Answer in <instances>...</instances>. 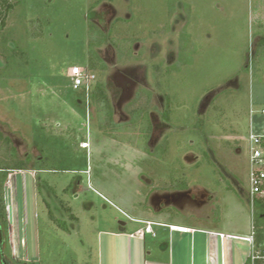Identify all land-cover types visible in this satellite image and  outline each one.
Wrapping results in <instances>:
<instances>
[{"label": "rangeland", "instance_id": "rangeland-1", "mask_svg": "<svg viewBox=\"0 0 264 264\" xmlns=\"http://www.w3.org/2000/svg\"><path fill=\"white\" fill-rule=\"evenodd\" d=\"M90 23L118 46L100 47L108 69L94 72L92 86H105L116 121L129 120L120 110L140 88L153 92L160 110L169 97L172 126L155 135L157 144L166 139L161 160L140 149L137 126L123 124L124 142L111 140L98 129L94 104L79 103L69 75L73 66L87 68L100 34ZM263 110L264 0H21L0 33V131L21 157L44 158L55 170L0 173V198L10 209L3 264H145L165 230L157 226L158 238L144 240L138 231L150 223L139 219L168 218L143 215L148 195L187 185L216 192L219 206L173 207L169 223L191 225L200 215L217 232L249 237L248 136L264 134ZM44 180L79 218L67 220L69 232L52 224L37 195ZM204 241L201 233L184 235L182 246L175 241L171 264H205ZM210 243V264H221V239ZM224 244L229 264L250 254L247 242Z\"/></svg>", "mask_w": 264, "mask_h": 264}, {"label": "trees", "instance_id": "trees-1", "mask_svg": "<svg viewBox=\"0 0 264 264\" xmlns=\"http://www.w3.org/2000/svg\"><path fill=\"white\" fill-rule=\"evenodd\" d=\"M21 0H0V33L5 29L7 25V19L9 15L16 9L19 2ZM113 1V0H111ZM90 28L97 27L90 23ZM100 34L98 40H96L93 45L94 48L90 50L87 68H85L88 72L97 75L94 72H98L99 74L106 72L108 69L107 64L103 60L100 55V47L104 46L105 44L111 45L113 48L117 50L118 46L115 41L111 40V33H104L99 28L97 29ZM93 42V41H92ZM96 48V49H95ZM118 52V51H117ZM134 52V51H133ZM118 55V53H117ZM134 55V54H133ZM168 71V67L165 69ZM163 72V65L162 63L153 66V75L158 77V75ZM157 87H160V83H156ZM79 94V103L86 105L88 101L91 105L94 104L96 108V116L98 122V129L105 134L106 137L115 140V141H122L118 138V133L121 129L120 127L123 124H133L134 127L139 129V133L143 135L144 138V147L140 148L146 153L151 154V156L162 159L159 155L160 147H164L166 144L165 140L163 143L159 144L158 146L154 147L153 152L150 151L148 140L152 133V126L149 120V113L151 110H157V107L154 106L153 103V92L146 88H140L136 92V96L132 102H130L127 106H125V112L129 115L130 121L129 122H118L116 121V113L115 107L110 99L109 93L104 85L100 83H96L93 89L89 92L86 91H77ZM169 97H166V110L162 112L161 116L166 121H170V108L168 107ZM89 104V105H90ZM120 124V125H118ZM135 128V129H136ZM124 142V141H122ZM139 149V148H138ZM158 156V157H157ZM53 164H50V161H46L44 158L35 159L32 155L27 154L24 157H21L18 153L17 148L13 145V141L10 137L6 136L2 131H0V173L4 175L5 178H8L11 174L20 171H35V173L40 172H52ZM42 187H44L49 194L56 200L59 204L63 212L66 214L67 219H60L58 218L52 208V205L48 198L44 195L42 191ZM188 185L186 188L181 190H187ZM71 186L66 187L63 192H69ZM37 195L39 196L41 202L45 205L48 211V216L52 224L57 226L63 231L69 232L70 228L68 226L69 221L78 222L79 218L74 214V211L71 207L67 206L65 200L61 197H58L56 188L50 184H48L45 180L37 182ZM257 208H259V212H257ZM254 209V217H253V228H254V238L256 242V246L259 249L264 250V199H256L253 205ZM8 222L9 216L8 212L6 211V205L4 203L3 198H0V264H3L2 256L4 255V247L5 242L8 240ZM4 244V245H3ZM15 264H39L33 262H25L21 260L15 261Z\"/></svg>", "mask_w": 264, "mask_h": 264}, {"label": "crops", "instance_id": "crops-1", "mask_svg": "<svg viewBox=\"0 0 264 264\" xmlns=\"http://www.w3.org/2000/svg\"><path fill=\"white\" fill-rule=\"evenodd\" d=\"M112 140V139H111ZM196 188L194 191L195 193H199V194H205V196L207 197V203H212L216 206H219L218 205V200H219V197H218V194L214 191H212L211 189H209L208 187H205L203 185H195V186H189L188 187V190H182V193H185L189 190H192ZM198 188V189H197ZM186 206V205H184ZM179 207H183V206H179ZM197 208H199L197 206ZM179 209V208H178ZM180 210V209H179ZM168 211H173L172 208H169L167 210H152L150 208H146L144 211H143V215H145L146 217L147 216H158L160 218L161 215L165 214L166 217H168L169 219H171L172 217H169L167 213H169ZM183 211V210H182ZM199 211V210H198ZM152 218V217H151ZM146 219V220H142V219H139L141 221H146L148 224L150 223L151 225V228L154 232L155 235L153 234H149V233H145L143 230L141 231H138L139 235L142 236L141 234H143V238L144 240L147 239V236H152L153 238L156 237L158 238V235H159V232L155 229V227L159 226L161 228H164L163 231H162V234H164V237H165V240L162 241V242H159L156 246V248H151V250H147L146 253H145V264H146V259H151L152 258V261L154 264H167V257H168V264H171V254L173 253V246L175 244V241L177 242V244L181 243V246H182V242H180V240L182 239V237L184 235H191L192 237L195 236L197 233H201L205 236V261L206 263L205 264H210L211 262V243H210V237H218L219 239L220 238V234H224V235H234V234H230V233H224V232H217L213 229H211V227L209 228V220L211 218H208V219H203L201 220L200 218V215L196 218V217H192L190 218V220H192V224L191 225H188L186 224L185 222H183V224H180V225H176L174 223H169L166 219L164 218H161V220H152V219ZM147 226H145L146 228ZM170 227H185V228H189L192 230V232L190 233H180L176 230H171ZM200 227V228H199ZM168 230V232L166 231ZM134 235H131L130 237H133ZM229 240V239H228ZM227 240V241H228ZM226 240H222L221 239V244H220V256H221V264H229V261L227 262V259H226V255H225V243ZM178 247V246H177ZM181 250V249H180Z\"/></svg>", "mask_w": 264, "mask_h": 264}, {"label": "built area", "instance_id": "built-area-1", "mask_svg": "<svg viewBox=\"0 0 264 264\" xmlns=\"http://www.w3.org/2000/svg\"><path fill=\"white\" fill-rule=\"evenodd\" d=\"M70 80L72 81L74 90H81L89 92L92 89L93 83L96 81V76L80 66H73L70 69ZM87 107L89 102H86ZM264 114V110L262 111ZM248 150H249V198L253 208L256 199H264V134L256 135L252 132L248 136ZM23 175V171H20ZM8 216L10 209L8 205ZM171 230H176L180 233H190L191 229L185 227H170ZM145 233L154 234L151 225L145 228ZM222 240L244 241L250 245V254L243 261L242 264H264V250L257 248L254 238V228L252 227L251 235L249 237H242L236 235L220 234Z\"/></svg>", "mask_w": 264, "mask_h": 264}, {"label": "flooded vegetation", "instance_id": "flooded-vegetation-1", "mask_svg": "<svg viewBox=\"0 0 264 264\" xmlns=\"http://www.w3.org/2000/svg\"><path fill=\"white\" fill-rule=\"evenodd\" d=\"M135 96H136V94L134 95L133 99H131L127 103V105L134 100ZM165 110H166V108L163 110L162 109L160 110L157 108V110H151L149 113V120H150L152 129H153L152 133L150 135V138L148 140V145H149L151 152H153L154 147L159 145V144H157L158 141L155 138L156 132L167 129V128H169V126H172L171 125V117H170V121L166 122L161 116L162 112H164ZM117 111H119V109H115V113ZM120 112L121 113L123 112V114L128 115L125 112V107L123 109H121ZM154 113L158 114L160 121L158 119L155 120ZM128 117H129V115H128ZM129 121H130V117H129L128 121L122 120L119 122L126 123ZM163 141L161 143H163ZM147 154H149V153H147ZM149 155H151V154H149ZM207 200L208 199L205 196V194L195 193L194 189L189 190L185 193H182V190H175V191H171L170 193H168V192H162L161 193L160 190H155L153 193L148 195V197L146 199V203L149 202L148 208H150L152 210H156V211L158 210L159 211V210H167V209L173 208V207H176L178 209L179 206H184V205L189 206L190 204H192L193 207L195 205L201 206V205L207 204V202H208ZM144 207L146 208V204Z\"/></svg>", "mask_w": 264, "mask_h": 264}]
</instances>
